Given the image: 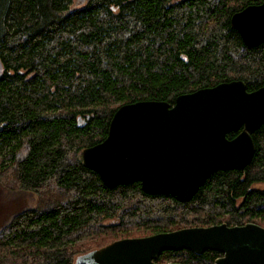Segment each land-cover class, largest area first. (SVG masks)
I'll return each mask as SVG.
<instances>
[{"label":"trees","instance_id":"16d2710c","mask_svg":"<svg viewBox=\"0 0 264 264\" xmlns=\"http://www.w3.org/2000/svg\"><path fill=\"white\" fill-rule=\"evenodd\" d=\"M0 0V185L49 196L0 227V264H75L133 231L264 227V125L243 170L217 171L187 203L139 183L107 188L81 151L124 104L175 99L220 83L264 85V44H243L231 16L262 0ZM234 134L227 135V138ZM115 221L105 224L106 221ZM95 241V242H93ZM113 241V240H111ZM184 264L218 256L178 253Z\"/></svg>","mask_w":264,"mask_h":264},{"label":"water","instance_id":"95a60500","mask_svg":"<svg viewBox=\"0 0 264 264\" xmlns=\"http://www.w3.org/2000/svg\"><path fill=\"white\" fill-rule=\"evenodd\" d=\"M230 24L245 46L264 44V0L233 14ZM263 125L264 85L248 92L241 80L220 83L180 95L172 106L121 105L104 140L83 149L80 159L107 188L139 183L144 194L187 203L213 173L243 171L251 163L252 134ZM182 250L221 253L214 264H264V228L223 223L121 239L77 257L75 264H156L161 253Z\"/></svg>","mask_w":264,"mask_h":264},{"label":"rangeland","instance_id":"374dc122","mask_svg":"<svg viewBox=\"0 0 264 264\" xmlns=\"http://www.w3.org/2000/svg\"><path fill=\"white\" fill-rule=\"evenodd\" d=\"M86 2L87 0H72L70 9L75 10L82 8L85 6ZM253 188L264 190V184H256L254 185ZM50 202L51 200L49 196H45L41 199V197L36 194L19 192L11 184H6L5 186L0 185V227L4 225L7 222V220H9L13 216V214L21 211L22 209H26L30 207L33 208L36 207L37 205L41 206L43 204L44 205L49 204ZM114 222L115 221L108 220L105 222V224H112ZM147 235L148 234L146 232L133 231L132 233H130L129 235L123 238L143 237ZM118 236H116L115 238H106L105 241H108L106 242V244L119 239H123L122 237L119 238Z\"/></svg>","mask_w":264,"mask_h":264},{"label":"flooded vegetation","instance_id":"af4514ba","mask_svg":"<svg viewBox=\"0 0 264 264\" xmlns=\"http://www.w3.org/2000/svg\"><path fill=\"white\" fill-rule=\"evenodd\" d=\"M223 224V223H222ZM255 224V223H254ZM258 225V224H257ZM260 226V225H259ZM261 227H263V226H261ZM264 228V227H263ZM154 235V234H153ZM147 236H150V235H147ZM147 236H143V237H147ZM132 238H142V237H127V238H123V239H132ZM119 240H121V239H119ZM117 241V240H116ZM114 242V241H113ZM112 243V242H111ZM108 244H110V243H108ZM108 244H106V245H108ZM105 245V246H106ZM182 251H187V250H182ZM182 251H177V252H170V251H165V252H163V253H161L160 255H159V257H158V259H156V260H153V262L154 263H156V264H184V263H181V262H179L177 259H176V256L177 255H179L178 253L179 252H182ZM212 252H214V251H212ZM193 253V252H192ZM217 254H218V256L214 259V261H213V263L212 264H214V262H215V260L216 259H218V258H220L221 256H222V254L221 253H218V252H216ZM196 255V254H195ZM197 256H200V255H197Z\"/></svg>","mask_w":264,"mask_h":264}]
</instances>
